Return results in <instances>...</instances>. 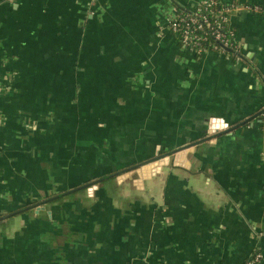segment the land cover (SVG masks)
I'll use <instances>...</instances> for the list:
<instances>
[{"label":"crops","instance_id":"1","mask_svg":"<svg viewBox=\"0 0 264 264\" xmlns=\"http://www.w3.org/2000/svg\"><path fill=\"white\" fill-rule=\"evenodd\" d=\"M201 1L0 0V214L26 209L0 223V264H245L264 250V115L184 166L32 209L264 109V16L244 10L264 0H221L238 7L237 55L196 57L168 26Z\"/></svg>","mask_w":264,"mask_h":264},{"label":"built area","instance_id":"2","mask_svg":"<svg viewBox=\"0 0 264 264\" xmlns=\"http://www.w3.org/2000/svg\"><path fill=\"white\" fill-rule=\"evenodd\" d=\"M224 6L221 0H202L192 10L177 13L169 22L168 31L177 39L181 47L195 55L204 57L209 52L221 49L228 53L225 48H238L236 34L228 32L231 26V12L238 9L236 6ZM244 10L250 14H264V8L258 4H247ZM209 36L217 42L216 47L209 42ZM218 47V48H217ZM264 260V250H259L246 261L245 264H262Z\"/></svg>","mask_w":264,"mask_h":264},{"label":"water","instance_id":"3","mask_svg":"<svg viewBox=\"0 0 264 264\" xmlns=\"http://www.w3.org/2000/svg\"><path fill=\"white\" fill-rule=\"evenodd\" d=\"M220 46L223 49H225L228 53L233 54V55H237V52L234 49L225 48L222 45H220ZM262 115H264V109L261 112H259L258 114H256L253 117H251L250 119L244 121L243 123H240V124L236 125L233 128H228V127L219 128V127L211 126V135L208 138L200 140V141H198L196 143L189 144V145H187L185 147H181L179 149H176V150H174V151H172L170 153H167L166 155H163V156L161 155V156L154 157V158H152V159H150L148 161H145L143 163H139V164L135 165L134 167H131V168H129L127 170H124L122 172H119L117 174L109 175V176H107L105 178L96 180L94 182L88 183V184L83 185V186H80V187H78L76 189H73L71 191L63 193L61 195L52 197V198L44 201L43 203L32 207V209L40 210V209H42V207L46 206L47 204H49L51 202H54V201H56V200H58L60 198H63L65 196H68V195H71V194H74V193H77L79 191L86 190V189H88L89 194H93V192L98 189V185L99 184H101V183H103V182H105L107 180H111L113 178H118V181L121 182L122 179L125 180L127 178V176L129 178H131V176H132V174L134 172H137V174L139 175V178H140L139 180L134 182L135 185H137L138 184L137 182H139V181L141 182V181H144L145 179H147V175L150 176L149 178H151V173L152 172L153 173L157 172L155 169L158 168V171H159V169H161L162 166L169 165L170 157H172V156L175 157V163L176 162L177 163H181L182 166H184L185 164L188 163V161L186 160L187 154L189 152H192L197 145H199L201 143H205V142L211 141V140H213V138H216V137H218L220 135L230 134L236 128L242 127V126L248 124L252 120H255L257 117L262 116ZM182 157L185 158V159H181ZM25 210H23V211H25ZM23 211L11 213V214L4 215V216L0 215V223L4 222V221H7L10 218L15 217L17 214H19V213H21Z\"/></svg>","mask_w":264,"mask_h":264},{"label":"trees","instance_id":"4","mask_svg":"<svg viewBox=\"0 0 264 264\" xmlns=\"http://www.w3.org/2000/svg\"><path fill=\"white\" fill-rule=\"evenodd\" d=\"M224 5V4H223ZM263 6V5H262ZM222 7H227L226 5H224V6H222ZM228 8H230V7H228ZM263 8H264V6H263ZM186 11H189V10H183V9H178V13H183V12H186ZM261 16H264V14H261ZM230 31H233V32H235V30L230 26L229 27V29H228V32H230ZM235 34H236V32H235ZM209 42L212 44V46H214V47H216V46H218L217 45V42L216 41H214V39L213 38H211L210 36H209ZM218 48V47H217ZM226 54H228L229 56H232L230 53H226ZM259 251V249L257 250V252Z\"/></svg>","mask_w":264,"mask_h":264},{"label":"flooded vegetation","instance_id":"5","mask_svg":"<svg viewBox=\"0 0 264 264\" xmlns=\"http://www.w3.org/2000/svg\"><path fill=\"white\" fill-rule=\"evenodd\" d=\"M167 153H165V154H163V155H166ZM162 155V154H161ZM161 155H159V156H161ZM162 155V156H163ZM172 157H174V156H172ZM172 157H170V159H172ZM150 160V159H149ZM134 167V166H133ZM129 169V168H128ZM127 170V169H126ZM124 171V170H123ZM122 172V171H121ZM117 174V173H116ZM113 179H115V178H113ZM97 180H99V179H97ZM94 182V181H93ZM87 191H88V189H86ZM12 213H15V212H12ZM9 214H11V213H9ZM1 215V214H0ZM8 215V214H7ZM1 216H4V215H1ZM11 219V218H10ZM9 220V219H8ZM2 223V222H1Z\"/></svg>","mask_w":264,"mask_h":264},{"label":"rangeland","instance_id":"6","mask_svg":"<svg viewBox=\"0 0 264 264\" xmlns=\"http://www.w3.org/2000/svg\"><path fill=\"white\" fill-rule=\"evenodd\" d=\"M204 146V144L202 145V147ZM117 180H118V178H116ZM116 179H113V180H111V181H108V183H111V182H113V181H115ZM97 179H95V180H93V181H96ZM93 181H91V182H93ZM88 184V183H87ZM85 185V184H84ZM86 191V190H85ZM8 211H6V213H7ZM11 212V211H10ZM13 212V211H12ZM3 213V212H2Z\"/></svg>","mask_w":264,"mask_h":264}]
</instances>
